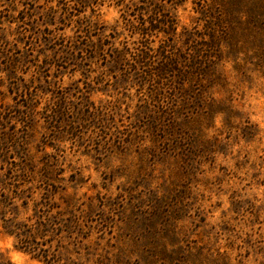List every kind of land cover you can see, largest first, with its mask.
<instances>
[{
    "label": "rangeland",
    "instance_id": "rangeland-1",
    "mask_svg": "<svg viewBox=\"0 0 264 264\" xmlns=\"http://www.w3.org/2000/svg\"><path fill=\"white\" fill-rule=\"evenodd\" d=\"M144 1L0 0V264H264V7L154 0L177 31L215 5L228 35L151 100L113 66ZM42 215L58 263L4 229Z\"/></svg>",
    "mask_w": 264,
    "mask_h": 264
},
{
    "label": "trees",
    "instance_id": "trees-1",
    "mask_svg": "<svg viewBox=\"0 0 264 264\" xmlns=\"http://www.w3.org/2000/svg\"><path fill=\"white\" fill-rule=\"evenodd\" d=\"M234 1L233 6H240L245 2L242 5L246 8L243 12L248 15V21L255 24L257 22L255 15L259 16V10L262 11L264 3L261 0ZM169 2L176 4L173 0ZM143 3L144 7L139 6L136 15L131 14L134 16L132 20H127L130 33L138 36L137 46L132 51L126 48L117 51L113 66L119 69L121 64L127 62L133 67L130 80H134L137 87L148 90L151 100H155L163 88H178L189 78L203 73L206 64L212 62L210 59L218 54L223 37L225 40L228 35V31L226 32L228 27L221 8L198 3L200 9L194 22L196 24L190 29L183 27L177 31L178 24L173 14L165 12L162 5L154 0H145ZM153 34H162L163 38L160 39L162 47H149L147 40ZM10 198L9 200L18 198V195L13 193ZM7 204L11 205L12 201ZM45 216L42 215L30 223L5 219L4 229L18 239L22 248L48 262L58 263V249L61 248V243L56 244L51 250L50 246L49 248L42 246L47 244L48 240L51 241L52 234L56 235L62 229L61 226L60 228L53 226L55 223H51Z\"/></svg>",
    "mask_w": 264,
    "mask_h": 264
}]
</instances>
